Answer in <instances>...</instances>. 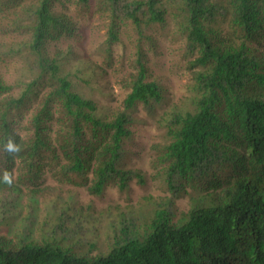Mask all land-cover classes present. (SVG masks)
<instances>
[{
    "label": "trees",
    "instance_id": "obj_1",
    "mask_svg": "<svg viewBox=\"0 0 264 264\" xmlns=\"http://www.w3.org/2000/svg\"><path fill=\"white\" fill-rule=\"evenodd\" d=\"M69 6L108 14L109 45L130 23L151 46L145 31L161 28L185 47L189 102L157 120L152 146L167 195L144 210H95L78 191L146 184L131 126L168 92L140 44L121 108L82 95L78 74L97 66L73 73L69 52L48 51L76 33ZM15 57L19 78L0 71V264H264V0H0V68ZM12 218L20 231L1 232Z\"/></svg>",
    "mask_w": 264,
    "mask_h": 264
},
{
    "label": "rangeland",
    "instance_id": "obj_2",
    "mask_svg": "<svg viewBox=\"0 0 264 264\" xmlns=\"http://www.w3.org/2000/svg\"><path fill=\"white\" fill-rule=\"evenodd\" d=\"M70 15L76 23V33L73 37L50 42L48 51L55 54L60 50L63 54L69 52L67 69L76 73L80 60L89 61V65L97 66L96 72L90 70L78 76L83 80L75 83L77 90L87 98L92 99L100 108L119 109L128 92L125 88L126 81L135 73V58L138 46L141 44L146 51V62L151 73V79L163 83L168 92L167 104L159 108L154 116H148L139 105L136 117L144 122H137L131 126L132 140L128 145L129 165L139 169L146 178V184L141 186L135 181L131 183L128 191L120 192L111 186L105 191L103 197L88 195L85 191H78L79 203H90L95 210L107 208L111 205L128 207H149L144 205L146 197H153L154 201L167 195L162 184L161 176L152 167L155 153H152L153 144L162 141L163 127L157 120L170 106L178 107L188 104L190 96V70L187 55L182 42L166 34L161 28L145 31V36L153 37L152 46L141 37L130 23H120L118 26V40L108 44L107 25L108 14H97L93 11L80 13L77 7L69 6ZM0 68L8 83L14 82L25 72L23 61L18 58H6ZM81 67V66H80ZM52 182L51 179H48ZM57 186V181L53 179ZM65 195L66 193L63 192ZM22 204L24 203L21 202ZM140 203H143L141 205ZM151 203V202H148ZM179 210H186L189 206L188 196L177 200ZM153 206V205H152ZM19 219L12 218L8 224L1 228V232L17 233L20 231Z\"/></svg>",
    "mask_w": 264,
    "mask_h": 264
}]
</instances>
